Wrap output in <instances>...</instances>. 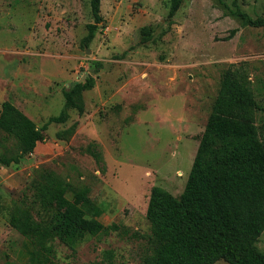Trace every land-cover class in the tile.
I'll use <instances>...</instances> for the list:
<instances>
[{
  "label": "rangeland",
  "instance_id": "obj_1",
  "mask_svg": "<svg viewBox=\"0 0 264 264\" xmlns=\"http://www.w3.org/2000/svg\"><path fill=\"white\" fill-rule=\"evenodd\" d=\"M170 8V0H101L104 22L85 47L91 0H0V112L10 101L42 128L61 114L64 92L95 81L83 112L49 125L19 165L0 166V264L27 263L26 239L8 221L15 204L31 206L40 168L89 188L100 221L120 227L76 252L57 242L60 264H141L157 246L147 220L151 191L183 194L232 65L248 69L264 140V26L252 24L264 22V0H184L172 18ZM146 26L154 36L143 43ZM68 204L58 197L53 210ZM257 247L264 252V233Z\"/></svg>",
  "mask_w": 264,
  "mask_h": 264
},
{
  "label": "trees",
  "instance_id": "obj_2",
  "mask_svg": "<svg viewBox=\"0 0 264 264\" xmlns=\"http://www.w3.org/2000/svg\"><path fill=\"white\" fill-rule=\"evenodd\" d=\"M183 1L170 0V18ZM91 8L94 23L82 40L85 47L104 22L101 0H91ZM252 24L264 26L261 21ZM140 35L147 43L154 28L143 27ZM94 85V78L88 76L86 82L64 92L61 114L42 128L5 101L0 112V166L19 165L45 140L49 125L65 124L71 109L83 112V93ZM257 107L247 67L230 66L183 194L177 198L161 187L151 191L147 220L157 246L141 264H264V252L257 247L264 233V140L256 124ZM10 139L17 141L16 149L8 148ZM31 191V206L15 204L8 221L26 239V264H60L57 242L76 252L87 238L120 229L100 221L103 208L91 199L89 188H73L52 170L38 169ZM58 197L69 200L63 211L53 210Z\"/></svg>",
  "mask_w": 264,
  "mask_h": 264
},
{
  "label": "crops",
  "instance_id": "obj_3",
  "mask_svg": "<svg viewBox=\"0 0 264 264\" xmlns=\"http://www.w3.org/2000/svg\"><path fill=\"white\" fill-rule=\"evenodd\" d=\"M39 144V143H38Z\"/></svg>",
  "mask_w": 264,
  "mask_h": 264
}]
</instances>
